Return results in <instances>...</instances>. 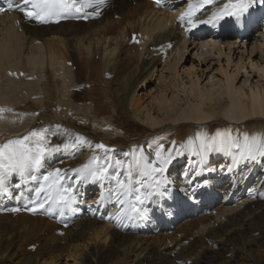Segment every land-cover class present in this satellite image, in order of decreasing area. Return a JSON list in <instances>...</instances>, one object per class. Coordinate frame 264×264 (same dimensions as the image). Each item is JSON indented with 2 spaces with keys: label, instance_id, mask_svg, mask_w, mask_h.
<instances>
[{
  "label": "bare ground",
  "instance_id": "1",
  "mask_svg": "<svg viewBox=\"0 0 264 264\" xmlns=\"http://www.w3.org/2000/svg\"><path fill=\"white\" fill-rule=\"evenodd\" d=\"M179 1L105 0L84 9L99 13L97 19L49 24L17 11L0 13V109L5 110L0 113V144L46 131L48 147L61 146L39 169L29 170L23 183L16 173L7 176L8 193L0 194V264H264V158L240 159L238 149L232 154L211 150L202 158L181 147L194 141L198 152L199 138L217 133L264 134V34L240 43L229 29L235 18L230 16L192 28L187 17L180 18L196 0ZM227 2L216 0L194 19H209ZM212 25L221 53L243 49L233 72H222L225 81L219 90L224 87L226 101L213 102L210 91L199 93L205 69L196 59L179 67L189 49L202 43L203 27ZM133 32L142 33L140 44L130 42ZM209 52L202 59L197 55L204 64L214 60ZM248 65L261 80L246 87L247 79L236 81ZM183 73L195 99L180 113L168 91L180 85ZM150 84L157 94L148 92ZM143 107L151 113L139 137L117 135L122 127L118 114L145 120ZM179 128H187L186 134L166 133ZM106 131L114 140L99 133ZM76 138L83 142L63 147ZM99 141L116 149L96 148ZM159 146L166 150L163 155L174 146L184 153L163 174L170 183L159 191L167 194H154L144 204L134 196L118 203L117 176L125 180L130 170L132 186L139 187L144 160L156 163ZM93 157L101 166L107 164L108 179L93 182L75 171ZM54 168L66 170L63 183L72 188L70 206L45 204L44 209L25 211L34 207L29 203L34 190ZM156 178L161 179L159 174ZM10 205L20 210L12 211ZM116 216L119 220L109 218Z\"/></svg>",
  "mask_w": 264,
  "mask_h": 264
},
{
  "label": "snow or ice",
  "instance_id": "2",
  "mask_svg": "<svg viewBox=\"0 0 264 264\" xmlns=\"http://www.w3.org/2000/svg\"><path fill=\"white\" fill-rule=\"evenodd\" d=\"M157 2L159 3V0ZM261 2H264V0H228L223 7L217 8L209 19H194L197 12L204 6L216 3V0H196L180 19L184 21L185 17H187V23L192 28L197 27L199 24L219 21L225 16L235 17L237 21H240L254 4ZM104 3L105 0H8L7 9H0V11H19L25 18L39 23H51L53 22V18H55V22L58 23L60 18H67L68 16L82 13L85 8L102 6ZM84 18H87V14H85ZM3 111L5 110L0 109V113ZM199 140L198 152L196 151L197 146L194 141H189L187 145H182L181 147L185 150L196 152L202 158L211 150L232 154V149L239 150L238 155L240 159L255 161L257 157L264 158V134L245 133L242 136L234 137L230 133H217L215 137L206 138L201 136ZM82 142L80 138H76L75 142L66 143L63 147L75 148ZM48 144L46 131H32L22 139L9 140L4 144H0V194L8 193L6 179L9 174H18L21 177V183H23V177L29 170L39 169L45 157L61 147L60 145H56L55 148H49ZM89 146L91 145L89 144ZM95 147L104 149L106 152L109 150L104 144H97ZM165 151L163 146L157 147L155 150L156 163L147 159L144 160L142 171L144 179L140 181L139 187L132 186L130 170L125 180H121L117 176L116 184L118 187L115 196L118 203L124 204L126 202L125 198L134 196L138 204H144L154 194H167L166 192L159 191L163 183H170V181H166L163 174L166 171L167 165L174 158L182 156L184 153L175 146L171 151L167 152V155H163ZM117 163L122 162L118 161ZM75 171L81 174V179L87 180L91 178L93 182L108 179L107 164L101 166L95 157L92 158L90 163L85 164L82 168L75 169ZM156 174H159L161 179H157ZM149 178L151 179V184L145 183ZM31 179L35 180L37 177L31 176ZM66 179V170L64 169L54 168L48 171L43 177L44 183L34 190L35 199L29 201L34 207L28 208V210L35 212L38 208L44 209L45 204H49L50 207L52 205H59L61 207L70 206L72 188L65 187L63 182ZM20 186L19 183L14 185L16 188ZM104 199L105 197L102 196L101 201ZM19 210L12 209V211ZM132 210L138 211L135 205H133ZM109 218L119 220V216Z\"/></svg>",
  "mask_w": 264,
  "mask_h": 264
},
{
  "label": "rangeland",
  "instance_id": "3",
  "mask_svg": "<svg viewBox=\"0 0 264 264\" xmlns=\"http://www.w3.org/2000/svg\"><path fill=\"white\" fill-rule=\"evenodd\" d=\"M206 29H205V31H206L205 33H207V34H203L202 35L203 38L200 39V42L203 43L202 47H201L202 43H200L198 45V47H194L193 49H189V52H187V56L185 55L184 59L179 63V67H180V65L184 66V65H187V64L191 63L192 59H196L195 63H199L200 64V69L201 68L205 69V74H204L203 78L201 79L202 82H201V85L199 86V90H201V92H199V93L206 94V93H208L210 91L212 93L213 97L215 98V100H213V102H218V98H222L223 101H226L227 98L225 96V93L222 94V92H221L222 90H224V87L223 88L221 87V90H219L220 86H223L224 85V81H225L224 80L225 78H224V75L222 74V72L225 71V72H228L230 74L233 72L234 64L237 62V56H238V54H240L242 52L243 49H235L234 50L235 54H233L232 53L233 51H232L231 52L232 55H231L229 53L228 49L226 48V49H224V51H222L223 53L224 52L225 53L224 54L221 53V49H222L221 46L222 45H221V43L219 45L218 41H217L218 43H216L215 37L213 36L214 35L213 34V30L212 29L211 30H206ZM253 36L254 35L251 34L249 39L253 40ZM210 43H212V44H210ZM216 44L218 45V47H217ZM215 47L218 48V49H216ZM250 49H251V47L249 46L246 50H250ZM207 50H208V52H207ZM210 50L213 51L214 60L212 62H210V64H204L203 61H200V58L202 59L205 56V54L208 56V54H210V52H209ZM244 54L246 55V51H245ZM255 54L256 53L254 52L253 55H255ZM197 55H199L200 58ZM258 56H259V54H257V56H255V58H257ZM231 61H232V64H231ZM171 63L174 64V58H171ZM181 69H182V67L180 68V70ZM211 77H213V78H211ZM209 78L213 79L214 84H211L210 82L208 83V79ZM244 79H247V82H248L246 87L248 85H250V84H256V82L261 80V78L259 77L258 73H254V72L252 73V69L250 68V65H248V68H246V73L242 69V73H240L238 75V79H237L236 83H241ZM188 80H189V77H186L185 74L183 73V75H181V79L179 81L180 85L177 88H175L174 91H172V90L168 91L169 100L172 101V102H176L177 103V105H178L177 108H179L178 110H180V113L182 112V110H186L194 102L193 100L195 99V98H193L194 97L193 94L190 95L189 83L187 82ZM148 90H150L148 92H154L153 93L154 95L158 93V91H155L156 87L153 84L149 85ZM140 93L141 92L135 93V95L140 94ZM131 95H134V93H132ZM148 96H150V95L148 94ZM153 96L148 98V102H150V101L152 102L153 101ZM162 96H164L163 93H162ZM150 105H152V104L150 103L149 107H150ZM149 107H147V108L143 107L142 108L143 109L142 110V115H143V118H145V120H142L141 118H139V116H135L132 113L129 114V115L126 114V113H119L118 114V121L120 122L122 127H121V130L118 131L117 135H124L126 137L129 134L131 138H138L139 134L141 133L142 123H144L145 125L149 124V122L146 121L147 117L151 113V110H150ZM132 120H136L137 123L136 122H132ZM138 122H140L141 124L138 123ZM252 125L257 126L258 124L253 123ZM178 126H180V125H178ZM88 127L91 128V129L95 128L93 125H89ZM116 128H117V130L119 129L118 127H116ZM126 130H129V133H124L123 132V131H126ZM103 131H105V130H103ZM177 132L179 134H181V135H184L187 132V128H179L177 131L169 130L166 133H172L173 134V133H177ZM99 133L102 134L103 137H105V136H107V138L109 137L111 141L114 140L113 139V135L109 134V132H107V131H106L107 135L103 134L102 132H99ZM124 143H128V138L126 140H124ZM188 264H191V263L189 262Z\"/></svg>",
  "mask_w": 264,
  "mask_h": 264
}]
</instances>
